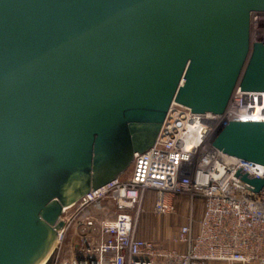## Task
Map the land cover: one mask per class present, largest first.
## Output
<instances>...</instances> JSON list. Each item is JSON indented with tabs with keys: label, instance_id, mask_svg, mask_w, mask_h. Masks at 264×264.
Segmentation results:
<instances>
[{
	"label": "water",
	"instance_id": "1",
	"mask_svg": "<svg viewBox=\"0 0 264 264\" xmlns=\"http://www.w3.org/2000/svg\"><path fill=\"white\" fill-rule=\"evenodd\" d=\"M256 13L264 0H0V264H46L65 209L150 150L173 103L223 115L237 87L264 93ZM213 147L264 166V123L230 122Z\"/></svg>",
	"mask_w": 264,
	"mask_h": 264
},
{
	"label": "built area",
	"instance_id": "2",
	"mask_svg": "<svg viewBox=\"0 0 264 264\" xmlns=\"http://www.w3.org/2000/svg\"><path fill=\"white\" fill-rule=\"evenodd\" d=\"M251 41L264 42V13L251 19ZM230 122L264 123V93H233L223 115L193 114L173 103L155 145L137 153L128 178L86 195L65 209L52 264H264V190L254 193L232 181L240 168L264 179V166L213 147ZM154 192V213L174 212L180 195L202 201L167 248L138 236L144 202ZM73 210L69 217L65 215ZM74 229L77 242L67 259L63 242Z\"/></svg>",
	"mask_w": 264,
	"mask_h": 264
},
{
	"label": "rangeland",
	"instance_id": "3",
	"mask_svg": "<svg viewBox=\"0 0 264 264\" xmlns=\"http://www.w3.org/2000/svg\"><path fill=\"white\" fill-rule=\"evenodd\" d=\"M131 174V168L125 172L122 176L126 179ZM154 192L150 193V197L144 202L143 212L138 223V236L143 239L153 241L156 244L163 245L167 248H175L172 239L178 229L182 227L189 219L191 212L193 211V217L195 221H198L202 216L203 204L198 198L194 199V207L191 211L190 196L180 195L176 198L174 203V212L167 215H157L154 213L155 204ZM73 214V210L69 211L65 217H70ZM77 238L74 233V229L70 230L63 242V250L65 251L64 259L70 256V253L75 247ZM56 256V252L51 255L49 261H53ZM48 261V262H49ZM48 262L46 264H48ZM220 264V263H213Z\"/></svg>",
	"mask_w": 264,
	"mask_h": 264
},
{
	"label": "trees",
	"instance_id": "4",
	"mask_svg": "<svg viewBox=\"0 0 264 264\" xmlns=\"http://www.w3.org/2000/svg\"><path fill=\"white\" fill-rule=\"evenodd\" d=\"M48 264H52V261H49Z\"/></svg>",
	"mask_w": 264,
	"mask_h": 264
}]
</instances>
